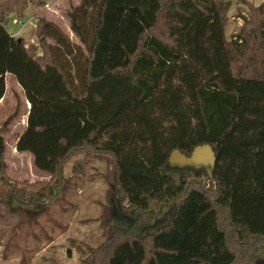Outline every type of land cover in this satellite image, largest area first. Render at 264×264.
Segmentation results:
<instances>
[{
  "label": "trees",
  "instance_id": "16d2710c",
  "mask_svg": "<svg viewBox=\"0 0 264 264\" xmlns=\"http://www.w3.org/2000/svg\"><path fill=\"white\" fill-rule=\"evenodd\" d=\"M34 3L45 1L0 0V99L9 73L30 104L15 149L54 176L51 198L72 157L83 155L78 174L92 157L109 160L111 243L79 264H264V4L228 40V0H79L68 19L80 44L39 19V43H54L36 56L6 29ZM11 117L0 126L5 250L4 234L44 198L5 175ZM202 144L209 169L169 162Z\"/></svg>",
  "mask_w": 264,
  "mask_h": 264
},
{
  "label": "rangeland",
  "instance_id": "374dc122",
  "mask_svg": "<svg viewBox=\"0 0 264 264\" xmlns=\"http://www.w3.org/2000/svg\"><path fill=\"white\" fill-rule=\"evenodd\" d=\"M228 1L230 8L226 14L225 36L229 40L240 31L244 18L251 17V7L264 4V0ZM78 3L79 0H51L47 4H29L22 15L9 16L11 20L6 29L22 37L24 44L36 56H44V45L54 43L50 37H45L43 45L39 43V19L55 23L71 42L80 44L69 27L68 19L69 11ZM161 30L162 25L157 34ZM6 85L5 103L0 114L4 118L14 114L11 117V131L5 137V175L18 188L28 193L40 192L44 198L37 204L27 206L23 210V221L4 234L5 238L13 237V244H9L5 250V244L0 242V264H79L91 249L111 243L110 228L115 221L107 201L109 194L106 177L111 172L109 160L92 157L89 164L85 165V170L78 174L72 168L74 161L83 155L72 157L63 168V189L51 198L48 194L49 189L54 188V176L36 169L29 153L14 150V140L23 130L27 103L15 79L12 83L7 78ZM198 165L209 168L211 164ZM108 180H111L110 176ZM200 184L206 189L212 188V182L205 176ZM222 224L227 234L231 235L225 224ZM4 250L7 252L6 257L2 256Z\"/></svg>",
  "mask_w": 264,
  "mask_h": 264
},
{
  "label": "water",
  "instance_id": "95a60500",
  "mask_svg": "<svg viewBox=\"0 0 264 264\" xmlns=\"http://www.w3.org/2000/svg\"><path fill=\"white\" fill-rule=\"evenodd\" d=\"M20 41V38L17 39ZM215 160L214 153L212 148L210 147L209 144H202L196 146L193 150L192 153L189 156H186L182 154L179 150H174L170 154L169 157V162L171 164H177V165H183V164H211L210 167L213 165ZM209 167V168H210ZM208 168V169H209ZM162 223L160 221H157L154 226H151L149 229L151 231H155L157 226L161 225Z\"/></svg>",
  "mask_w": 264,
  "mask_h": 264
},
{
  "label": "crops",
  "instance_id": "0c3cea01",
  "mask_svg": "<svg viewBox=\"0 0 264 264\" xmlns=\"http://www.w3.org/2000/svg\"><path fill=\"white\" fill-rule=\"evenodd\" d=\"M11 34H13L14 36H16L15 35V33H12V32H10ZM17 37V36H16ZM18 38H20V37H18ZM22 38V37H21ZM9 73H6L5 74V78H4V80H5V93H4V95L2 96V98L0 99V109H2V106L4 105V103H5V98H6V91H7V89H6V80H7V78L8 79H10L11 80V82L13 83L14 82V79H13V77H11V76H9L8 75ZM18 84V83H17ZM17 86V85H16ZM19 88L20 89H22L20 86H19ZM26 99V98H25ZM26 113H25V120H24V125H23V127H22V129H24V127H25V125H26V120H27V115H28V111H29V106H30V104H29V102L26 100ZM17 104V103H16ZM16 111V110H15ZM14 111V112H15ZM14 114V113H13ZM13 114H11V115H8L7 117H5L4 118V115L3 114H0V126L3 124V122L9 117V116H12ZM13 119V118H12ZM12 119L10 120V122H9V131L6 133V134H4L3 135V138H4V141H5V137H6V135L7 134H9L10 133V131H11V125H10V123H11V121H12ZM21 132H22V130H21ZM21 132H19V134H18V136L21 134ZM18 136H16V138H15V140H14V147H15V143H16V140H17V138H18ZM5 144H6V141H5ZM16 152H18L16 149H14ZM20 153V152H19ZM23 153H28V152H23ZM30 154V153H29ZM31 155V154H30Z\"/></svg>",
  "mask_w": 264,
  "mask_h": 264
},
{
  "label": "built area",
  "instance_id": "2783aa9c",
  "mask_svg": "<svg viewBox=\"0 0 264 264\" xmlns=\"http://www.w3.org/2000/svg\"><path fill=\"white\" fill-rule=\"evenodd\" d=\"M45 4L49 3L51 0H44ZM21 23V22H20Z\"/></svg>",
  "mask_w": 264,
  "mask_h": 264
}]
</instances>
